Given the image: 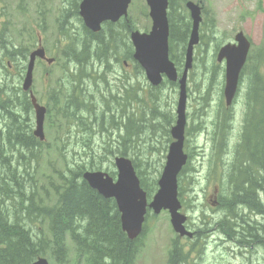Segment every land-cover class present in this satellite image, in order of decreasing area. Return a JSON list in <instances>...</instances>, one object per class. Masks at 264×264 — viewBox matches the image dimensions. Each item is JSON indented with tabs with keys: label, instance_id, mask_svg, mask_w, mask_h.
I'll return each instance as SVG.
<instances>
[{
	"label": "rangeland",
	"instance_id": "rangeland-1",
	"mask_svg": "<svg viewBox=\"0 0 264 264\" xmlns=\"http://www.w3.org/2000/svg\"><path fill=\"white\" fill-rule=\"evenodd\" d=\"M172 1H181L184 6L187 0ZM190 1L202 10V24L199 31L200 43L193 49L192 67L188 72L186 83L185 136L186 141L190 139L191 142L189 146L185 142L184 153L190 154L191 158L189 165L186 164L180 174L182 177L178 178V192L181 188L178 200L181 206L179 212L186 217V228L194 237L179 238L172 230L167 212L162 211L154 215L148 211L141 245L134 252L130 264H166L169 261L168 248L171 241L177 243L182 264H264V243H260L261 239H264L262 196H260L262 209L259 213H249L246 209H238L237 214L233 215L220 211L217 206L215 207V203H212L216 188H218L216 199L218 201L220 196L225 195V191H220L219 187H225L228 193L230 184L240 178L241 171H248L247 178L244 180L252 179L257 185L264 183L263 174L259 172L256 162L238 163L239 146L242 142L246 115L250 108L247 100V77L250 70H256L259 77H264V0ZM26 3H28L27 8ZM71 5L72 0H0V36L7 43H11L7 44L6 49L0 50V59L3 54L6 55L8 49L14 51L13 48L16 47L24 52L28 61L29 55L41 47L49 60L48 63L36 60L31 86V92L37 103L49 110V115L45 116L44 120L46 151L36 160H22L17 163L13 161L11 170L3 177H1L2 168L0 167V190L4 179L7 178L9 182L12 173H15L20 181L19 187L12 191L13 194L3 200L4 206L11 214L19 203L16 194L18 191L24 192L27 196L34 193L36 199H46L45 203H53L51 184H61V175L69 177V171L77 169L78 166H75L79 161L85 163L80 156L82 153L96 152L94 162L98 163V157L103 158L105 152L116 149L115 145L113 148L110 146L117 142V136L122 138V141L118 139L119 151H123V147L128 148V154L136 157L139 169L143 171L147 180L154 179L156 184L163 172L167 147L162 142L165 138L163 131L166 128L163 126L175 119L178 85H175L174 90L169 86L165 87L163 91L165 98L161 100L159 109L160 115L156 116L154 121H149L148 126L143 128L144 115H140L139 119L131 117V85L132 81L137 79L136 71L130 69V63L126 67L122 64L125 57L121 55L123 50L130 48L129 35L126 34L128 27L134 26L140 32L150 29L151 19L145 1L131 0L124 20L104 26L103 31L97 35L98 40H102L103 33L107 37L105 45L94 46L98 48L97 52L106 57L105 61L90 59L86 63L84 60L82 65L75 63L68 46L69 42L73 41L75 54L81 55L80 47L86 46L87 40L82 18L80 17V20L77 14H72ZM182 13L187 17L191 27L192 20L185 7ZM69 14H72V25L65 24L66 16ZM72 33H75L74 38ZM239 33L250 41L251 48L237 95L228 104L224 96V63H218V49L232 42ZM186 45L187 41L184 51ZM65 54L69 56L68 59ZM117 55L118 60H116ZM23 60L24 58L17 61L19 63L17 69L14 64H11L7 73L9 80H5V72L1 73V84L6 85L7 88L13 86L21 88L25 77ZM3 63H8L7 59H4ZM79 77H81L80 80ZM138 79L140 87L146 86V81L141 79L139 73ZM168 84H171L170 80ZM63 93L68 100L60 101V103L65 102L62 107L63 113L56 114L58 107L53 104L59 102L57 97ZM50 94L53 95V102L50 100ZM108 94L112 96L115 106L121 113L120 124L114 130L106 131L101 129L108 128V124L96 123L95 120L89 127L86 126L88 116L86 96L92 95L96 100L95 104L88 107L93 108L99 117L100 115L104 117L106 106L103 99ZM79 97H83V106L75 103V98ZM22 118L23 114L15 119ZM33 119L32 112L34 130ZM61 125L64 129L60 130ZM57 126L59 130L56 129ZM118 126H120L119 131H117ZM201 130L204 131L200 132ZM90 132L94 134L91 137L88 136L90 141L86 145V133ZM136 132L141 140L149 139L154 135L160 143L156 145L146 143L138 149H131L130 141ZM12 133L18 134L19 131L13 128ZM111 133L112 136H110ZM205 136H207L206 139ZM258 137H261L262 141L257 140ZM245 147L247 157H252L264 165V114L250 115ZM74 153L78 154V157L72 155ZM60 154H66V156L63 157ZM103 159L105 162L111 161L110 157ZM101 167L105 168L106 164ZM110 169L114 171V166ZM82 186H84L83 182L79 187ZM230 193L231 190L228 195ZM248 194L250 196L249 192L234 196L231 206L233 208L238 206L239 199L248 197ZM112 214L113 210L110 209L108 215ZM225 219L231 220L230 226L225 225L222 229L226 238L216 230L217 224ZM86 220V216L77 217L70 222V225L73 222L75 230L80 232L86 225ZM26 224L30 225L33 233L46 235V244L43 245L44 249L41 248V253L49 264H53L46 223L32 225L33 223L26 222ZM246 224L253 227L256 239L249 243L250 246L243 247L249 244L246 240L242 241L232 228L235 226L237 231H240ZM86 233L98 234L92 224L88 226ZM110 239L115 241V245L111 244L113 249L116 245L125 246L119 233ZM92 243L93 240L86 238V246ZM64 247L63 252L68 248L65 262L68 260V264H82L77 263L70 241H67Z\"/></svg>",
	"mask_w": 264,
	"mask_h": 264
},
{
	"label": "trees",
	"instance_id": "trees-1",
	"mask_svg": "<svg viewBox=\"0 0 264 264\" xmlns=\"http://www.w3.org/2000/svg\"><path fill=\"white\" fill-rule=\"evenodd\" d=\"M183 7L181 1H174V6L170 3L167 13L169 23V55L175 65L179 66L183 60L184 46L190 30V23L187 17L182 13ZM132 28L133 26L130 27V29ZM7 44L11 43H7V41L0 36V50L6 49ZM13 49L14 51H9L8 49L5 53L6 55L3 54L0 59V75L5 72V80H9L7 73H9L10 68L7 63H3L4 59H7L10 65L14 64L17 69L19 65L17 61L25 58L22 50H18L16 47ZM97 51L98 48L96 47L92 48L89 54L85 50V55H74L75 63L77 65H82L85 57L86 63L89 59H95L100 62L103 61L106 57ZM65 57L67 59L69 58L67 54H65ZM20 74L21 72L19 71V76ZM243 75L244 69L242 77ZM247 84V100L250 108L246 115L242 142L239 146L240 157L238 158V163L246 164L251 161L256 162L259 167V172L263 174L264 178V165L258 163L252 157H247L245 147L250 115L253 113H259L260 115L264 114V77H259L256 70H250L247 77ZM57 98L59 102L54 103L53 106H57L58 111L63 113L62 107L65 102L60 103V101H67L68 99L65 93L59 95ZM51 99L54 101L53 96ZM103 101L106 106L104 117L101 115L99 117L98 113L95 112L93 108L88 107V105L91 106L95 104V98L92 95L86 96V113L88 114L86 117V126L89 127L92 121L95 120L96 123L108 124V128L101 129V131H106L107 129L114 130L121 122V113H119L115 106V101L110 94H108ZM75 103H79L83 106V97L75 98ZM29 108L30 101L20 88L14 86L7 88L6 85L1 84L0 81L1 177L5 176L11 170L13 161L17 163L22 160H36L46 151V148L42 147L43 144L36 142V139L30 132L28 125L30 124ZM66 108L68 109V105ZM69 113H71V111H69ZM21 114H23V118L16 120L15 118ZM65 114H67V112H65ZM166 126L167 124L163 127L165 128ZM13 128H16L20 135L19 133L13 135ZM61 129H64L62 125L60 126V130ZM93 134L94 132L86 133V145L90 141L89 137ZM257 140L262 141V138L258 137ZM95 154L96 152L80 154L86 164L79 161L75 166H78V168L74 169V171H69V177H65L64 175L60 176L62 180L61 184H51V190L55 200L49 205H45L41 199H36L34 193L27 196L24 192L18 191L16 194L19 198V203L14 207L13 213L11 214L4 206L3 200L9 198L13 194L12 191H15V189L19 187L20 181L19 178L15 176V173L11 174L9 182L7 178L4 179L3 185L1 186L2 189L0 190V264H31L36 258L41 256V242L44 241L46 235L44 233H33L34 231L26 222L33 223L32 225H34V223H48V230L51 237L50 250L52 259L58 264L66 263L65 258L67 256V249L65 252H63V250H65L64 245L66 243V237L69 235L76 254L77 263L130 264L132 262L133 254L137 249L136 242L138 240L132 243L125 240L120 232L119 216L114 208L112 206L110 207L108 201H106V203L102 200L100 201L96 194L85 184L79 187L82 184L79 179L84 169H100V167L105 164L103 158L110 157L114 153L112 151L105 152L103 158H97L98 163L94 162ZM72 155L78 157L76 153ZM60 156L64 157L66 154H60ZM133 165L139 177L140 186L146 192L147 198H150L156 188L154 179L147 180L143 175V171L138 169L134 163ZM28 167L30 168V162ZM106 171L110 172L111 175L113 174L109 169ZM246 172L247 171L244 170V178L241 175V179L244 180L247 177ZM230 190V197H228ZM220 191H225V195L220 196L218 200L219 209L222 211H235L231 205L233 204L232 199H234V196L237 194L249 192V197L239 199L238 206H244V203H246L249 209H253L257 212L262 208L260 196H262L264 202V183L257 185L251 179L245 180V182H233L229 186L228 193H226L227 190L223 186L220 187ZM179 195H181V188L179 189ZM110 209L113 210V216L108 215ZM83 216L87 217V221H90L92 227L94 226L98 232V234L86 233V238L93 240V243L89 246H86L85 240H83L75 230L73 222L72 225H70V222L74 218L76 219L77 217ZM219 226L222 230L225 224L220 223ZM104 230H107V232H102ZM117 233L123 238L125 246L123 244L116 245L113 249L111 244L115 245V241L110 238L117 236ZM242 237L245 238L246 243L249 244L256 239V234L253 233L252 228L244 227L242 229ZM170 262H174L175 264L178 263V253L175 247L174 252L171 253Z\"/></svg>",
	"mask_w": 264,
	"mask_h": 264
},
{
	"label": "water",
	"instance_id": "water-1",
	"mask_svg": "<svg viewBox=\"0 0 264 264\" xmlns=\"http://www.w3.org/2000/svg\"><path fill=\"white\" fill-rule=\"evenodd\" d=\"M130 0H83L81 3V15L84 17L86 26L93 31H97L100 23L106 19L117 20L120 16L126 14V8ZM152 27L148 34L133 32L131 42L135 48L134 58L143 67L147 79L153 85H158L161 81V74L170 79H175V72L172 63L168 60V23L166 17V0H146ZM190 11L193 28L188 43L186 54L185 71L180 81V98L178 104V120L176 127L172 130V135L178 139V142L170 148L160 180L159 189L155 194L149 207L154 213H159L161 209H168L171 215V223L174 229L183 234L181 224L184 217L177 213L180 205L177 200V182L176 176L185 163V156L181 152L182 131L184 126V105L185 90L184 80L186 70L191 63V49L197 43V28L200 22V11L193 4H187ZM237 45L227 44L222 47L218 53V61L226 59V87L224 95L227 103L231 102L234 96L239 72L245 62L249 44L241 33L235 36ZM36 58H44V51L38 49L29 56L27 71L23 81L22 89L29 90L32 83V70ZM49 62V61H48ZM45 110L36 107V121L38 130L35 135L43 139L42 123ZM117 168V181L112 183L108 175L104 173H86L83 178L89 186L94 188L105 198L115 197L119 210L122 213V228L127 232L130 239L138 236L141 232L144 215L146 212V196L139 185L133 167L129 160L125 158L115 159ZM33 264H48L43 258H39Z\"/></svg>",
	"mask_w": 264,
	"mask_h": 264
},
{
	"label": "flooded vegetation",
	"instance_id": "flooded-vegetation-1",
	"mask_svg": "<svg viewBox=\"0 0 264 264\" xmlns=\"http://www.w3.org/2000/svg\"><path fill=\"white\" fill-rule=\"evenodd\" d=\"M81 1L82 0H72V5H71V8L73 10L72 14H77L78 15L77 18L80 20H81V18L79 16V14H80V3H81ZM27 5H28V3H26V8H27ZM72 14H69L66 16V20H65L66 25H68L69 23L72 25V23H73L71 20ZM68 18H69V21H68ZM110 23L111 22H104V24L102 25V28L104 26L109 25ZM82 25H83V22H82ZM83 29L86 31V29L84 27H83ZM85 34H86V32H85ZM74 35H75V33H72V38H74ZM106 38H107L106 34L103 33L102 34V40H105ZM123 54H124V56H129V57H131V59H133V54L130 53L128 50H125L123 52ZM134 63L135 64L131 65L130 69H133L136 71V78L137 79L134 82L132 81V85H131V117L139 119L140 115H144L145 116V119H144L145 123L142 125V127L145 128L148 126L149 121H154L155 117L160 115L159 109H160L161 104L158 102L156 111L152 109L151 101L153 99V91L149 86H145L144 88L140 87V82L138 80V70H139V67L137 64L138 62L136 61ZM137 136H138V132H136V134L132 135V138L130 141L132 143L131 149H134V148L138 149V148L142 147L143 145H145L146 143L155 144V145L160 143V141L157 140V138L155 136H151L149 139H144V140H141ZM166 136L167 137L163 138L162 142L165 145L170 146L173 141L170 142V139H168V132L166 133ZM206 137L207 136H205V139H206ZM190 142H191L190 139H188L186 141V143H188V144ZM198 150H201V149L198 147Z\"/></svg>",
	"mask_w": 264,
	"mask_h": 264
},
{
	"label": "bare ground",
	"instance_id": "bare-ground-1",
	"mask_svg": "<svg viewBox=\"0 0 264 264\" xmlns=\"http://www.w3.org/2000/svg\"><path fill=\"white\" fill-rule=\"evenodd\" d=\"M124 104V103H123ZM121 106H123V105H121ZM122 108V107H121ZM239 173V172H238ZM244 174H242V177L244 178V176H243ZM240 176V175H239ZM238 176V177H239ZM246 176V175H245ZM236 177H237V175H236ZM247 178V177H246ZM252 180V179H251ZM244 182H245V180H244ZM245 184V183H244ZM252 184V183H251ZM249 185V184H248ZM244 186V185H243ZM246 187V186H245ZM244 188V187H243ZM242 190V189H241ZM246 195V194H245ZM248 197H249V194H248Z\"/></svg>",
	"mask_w": 264,
	"mask_h": 264
}]
</instances>
